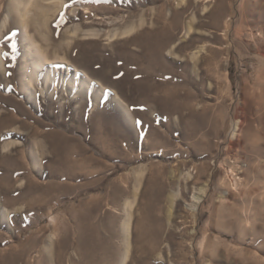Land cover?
I'll return each mask as SVG.
<instances>
[{"label":"rangeland","instance_id":"obj_1","mask_svg":"<svg viewBox=\"0 0 264 264\" xmlns=\"http://www.w3.org/2000/svg\"><path fill=\"white\" fill-rule=\"evenodd\" d=\"M20 6L0 0V264H264V0ZM36 46L104 92L31 96Z\"/></svg>","mask_w":264,"mask_h":264},{"label":"bare ground","instance_id":"obj_2","mask_svg":"<svg viewBox=\"0 0 264 264\" xmlns=\"http://www.w3.org/2000/svg\"><path fill=\"white\" fill-rule=\"evenodd\" d=\"M16 2H17L18 11L21 14V10H23V8L20 5H25V3H29V0H16ZM19 7L22 9H20ZM25 8L26 7H24V9ZM21 21H23V20H21ZM23 25L26 26V22L23 23ZM3 27H4V22L2 24V28ZM133 29H134L133 25L131 27L129 26L128 29H125V32L129 33ZM0 32H1V29H0ZM160 41H162V40H160ZM155 42H156V40H155ZM158 43L157 44L154 43V46H153L154 49H159ZM161 43H159V45ZM173 45H175V44H173ZM171 49H170V51H171ZM35 51L37 52L38 58L36 60L32 61V69L33 70H32V73H30L31 76L30 77L28 76V78H27V83H28L29 88H28V90L26 89L27 93H30L31 96L33 93H35L34 88H36V86L41 91H43L44 93H55L56 90L58 91L60 89V87H63L65 90L66 89H69L70 91L73 90L72 92L74 94L83 95L84 93H87V92L88 93H94L96 99L99 97V95H101L104 92V90H103L104 85H102L98 81L94 80L87 72H85L82 69H79L74 64H71L69 62H65L62 59H59L58 61H50L51 58L43 50H41V48H39V46H36ZM29 71H31V70H29ZM142 88H143V86L139 85L138 90H142ZM140 92H142V91H140ZM114 93H117V92H114ZM115 98L121 104L126 115L131 119V121H134V118H133L131 112L127 108L126 104L122 101V99L120 100L117 94H115ZM127 224H129V223H127ZM124 229H126V233L128 236L129 235V225H127V228H124ZM125 257H126V254H125L124 258ZM124 260H122V261H124Z\"/></svg>","mask_w":264,"mask_h":264}]
</instances>
